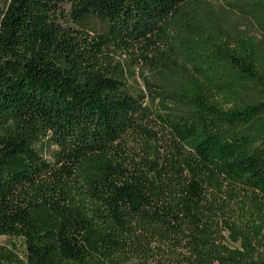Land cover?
Listing matches in <instances>:
<instances>
[{"label": "trees", "instance_id": "1", "mask_svg": "<svg viewBox=\"0 0 264 264\" xmlns=\"http://www.w3.org/2000/svg\"><path fill=\"white\" fill-rule=\"evenodd\" d=\"M187 2L5 0L0 236L18 246L1 245L0 264H249L216 247L240 229L232 206L242 192L264 210V141L254 146L245 132L262 107L244 106L235 83L215 75L223 62L264 84L254 40L207 38L214 64L193 67L182 91L190 119L153 115L104 66L111 47L145 63L147 52L162 57ZM37 135L57 148L51 163L31 147Z\"/></svg>", "mask_w": 264, "mask_h": 264}, {"label": "rangeland", "instance_id": "2", "mask_svg": "<svg viewBox=\"0 0 264 264\" xmlns=\"http://www.w3.org/2000/svg\"><path fill=\"white\" fill-rule=\"evenodd\" d=\"M4 7L5 0H0V12ZM69 11L67 5L59 7L63 26L70 25ZM219 31H226L230 35L244 33L251 37L264 61V0H188L171 26L169 45L162 49V57L147 52L150 62L145 63L138 54H128L111 47L105 52L104 66L109 67L125 92L142 98L153 115L175 121L190 119L193 118V111L182 98L187 75L195 66L212 68L214 63L205 57V50L209 46L207 38ZM218 64L221 70L220 74L215 75L216 80L225 78L235 83L244 106L262 107L260 115L245 129L253 145L259 146L264 141V84L242 79L231 72L225 63ZM30 141L31 147L44 160L49 163L53 161L57 148L46 136H33ZM131 145L141 154L134 140H131ZM239 199L242 203L232 207L241 215L235 223L242 232L240 229L223 231L217 241V253L241 258L249 264H264V240L260 239V242L247 228L252 225L249 222L252 219L264 236V210L258 211L247 193L242 192ZM10 242L18 246L17 240L0 236V246Z\"/></svg>", "mask_w": 264, "mask_h": 264}]
</instances>
